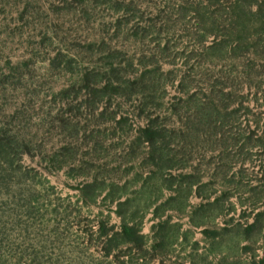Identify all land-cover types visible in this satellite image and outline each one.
I'll return each instance as SVG.
<instances>
[{
    "label": "rangeland",
    "instance_id": "374dc122",
    "mask_svg": "<svg viewBox=\"0 0 264 264\" xmlns=\"http://www.w3.org/2000/svg\"><path fill=\"white\" fill-rule=\"evenodd\" d=\"M0 264H264V0H0Z\"/></svg>",
    "mask_w": 264,
    "mask_h": 264
}]
</instances>
